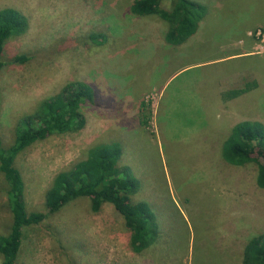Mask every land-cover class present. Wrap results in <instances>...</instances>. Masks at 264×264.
I'll use <instances>...</instances> for the list:
<instances>
[{
  "label": "rangeland",
  "instance_id": "rangeland-1",
  "mask_svg": "<svg viewBox=\"0 0 264 264\" xmlns=\"http://www.w3.org/2000/svg\"><path fill=\"white\" fill-rule=\"evenodd\" d=\"M176 1L160 4L170 9ZM193 1L205 4L208 15L194 39L176 46L165 41L168 23L134 14V0H0V9L16 8L28 22L5 45L0 135L6 146L17 120L42 99L76 81L94 89L81 108L84 129L51 135L16 158L28 209L46 212L54 177L92 146L118 140L120 164L139 184L134 200L149 204L157 231L147 250L134 252L114 206L104 203L95 212L90 198L80 197L24 229L17 264H242L247 241L264 232L257 165H230L216 151L231 111L211 102L219 78L240 71L255 84L256 74L262 87L248 96L244 117L264 124V25L230 39L231 23L218 18L229 11L232 19L240 13L244 25L263 24L264 0ZM237 51L258 55L218 63ZM17 54L29 60L14 62ZM6 186L0 173V234L12 223Z\"/></svg>",
  "mask_w": 264,
  "mask_h": 264
},
{
  "label": "trees",
  "instance_id": "trees-1",
  "mask_svg": "<svg viewBox=\"0 0 264 264\" xmlns=\"http://www.w3.org/2000/svg\"><path fill=\"white\" fill-rule=\"evenodd\" d=\"M131 9L138 16L155 15L167 22L165 41L176 46L194 39L208 15L205 4L193 0H177L170 9L161 7L160 0H134ZM27 29V19L18 9H0V74L7 65L4 59L6 42L23 35ZM105 40L108 38L103 37L98 42ZM28 60L26 54L14 57V62ZM242 92L235 91L233 95ZM93 94L94 89L85 82L66 84L42 99L34 112L17 120L10 145L6 146L0 135V173L6 181V198L12 217L8 233L0 234V264H17L26 227L39 224L80 197H89L95 212L104 203L114 206L131 232L130 246L134 252L142 253L153 243V236L157 233L154 213L145 200H134L139 184L129 166L120 164L122 145L118 140L92 146L84 159L60 171L46 193V212L28 209L25 182L15 163L16 158L35 142L51 135L84 129L87 120L81 108ZM1 106L0 94V110ZM222 157L234 166L256 163L257 185L264 189V124L245 120L237 122L223 144ZM242 257V264H264V232L247 241Z\"/></svg>",
  "mask_w": 264,
  "mask_h": 264
},
{
  "label": "crops",
  "instance_id": "crops-1",
  "mask_svg": "<svg viewBox=\"0 0 264 264\" xmlns=\"http://www.w3.org/2000/svg\"><path fill=\"white\" fill-rule=\"evenodd\" d=\"M219 19H221L222 22L229 21L232 25L230 29V36L228 38L231 39L233 34H238L241 32L245 33V31L250 27V26H255V25H264L262 22H258L252 25L249 24H242L244 23L243 20L240 18V13L235 15L234 19L230 18V13L227 11L225 17L218 16ZM216 19V18H215ZM214 19V20H215ZM227 19V20H226ZM247 21V18H246ZM240 34L237 35V39H240L242 36ZM235 36V35H234ZM243 39V37H242ZM247 40V39H246ZM241 41V40H240ZM234 42V41H233ZM236 43V42H235ZM233 47V46H232ZM233 54V53H232ZM258 54L251 53L248 51H237L234 52L233 55L226 57V58H221L219 59L218 63L222 62H228L231 60H235L238 58H246L249 56H257ZM227 60V61H223ZM252 75V74H251ZM251 75L247 74L246 72H234V73H229V75H225L221 78L218 79V81L215 83V87L213 90V95L211 102L213 105L217 106L218 109L221 110H226V111H231L230 115V123H229V129L231 130L232 127L237 123V121H242V119H247V117H244V114L247 112V110H250V101H247V98L249 95L252 94V92L257 88V87H262V78H259L258 75L254 74L255 77V84L252 83ZM208 90V89H207ZM237 96H234L235 91H242ZM242 115H240V114ZM233 120V121H232ZM232 121V122H231ZM221 127V125L217 126ZM221 130V129H220ZM230 130L228 134L221 140H219V143L217 146H215L216 151H218L222 155V148L225 140L227 139ZM214 150V149H213Z\"/></svg>",
  "mask_w": 264,
  "mask_h": 264
}]
</instances>
